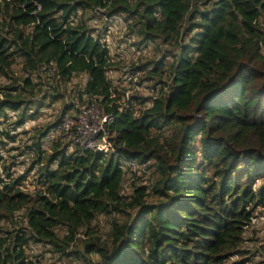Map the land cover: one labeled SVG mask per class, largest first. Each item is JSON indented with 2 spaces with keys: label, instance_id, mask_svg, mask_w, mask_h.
Segmentation results:
<instances>
[{
  "label": "trees",
  "instance_id": "trees-1",
  "mask_svg": "<svg viewBox=\"0 0 264 264\" xmlns=\"http://www.w3.org/2000/svg\"><path fill=\"white\" fill-rule=\"evenodd\" d=\"M101 8L153 54L121 111ZM64 95L113 112V152L52 132ZM2 120L0 264H264L243 249L264 210V0H0Z\"/></svg>",
  "mask_w": 264,
  "mask_h": 264
},
{
  "label": "built area",
  "instance_id": "built-area-1",
  "mask_svg": "<svg viewBox=\"0 0 264 264\" xmlns=\"http://www.w3.org/2000/svg\"><path fill=\"white\" fill-rule=\"evenodd\" d=\"M90 28L94 35L100 33L101 42L108 50L110 58L122 64L125 68V75L122 79L115 77V83L121 85L124 90L122 98L117 105V111H121L128 103L134 102L137 98L145 96L147 80L143 78L144 70L137 67L138 62L147 54L148 46L137 43L134 34H130V20L125 18L123 13H104L105 8L98 9ZM118 27L119 30L116 29ZM129 81V82H128ZM129 83V85L127 84ZM148 92V91H147ZM113 97V95H110ZM152 98H155L152 94ZM65 104L68 106L60 115L59 121L53 125L52 132H63L73 147L77 143L82 149H91L103 153L113 152L109 125L114 120L112 111L100 108L97 99L80 102L77 98H70L64 95ZM128 166L135 172L138 166L135 162L129 161Z\"/></svg>",
  "mask_w": 264,
  "mask_h": 264
},
{
  "label": "rangeland",
  "instance_id": "rangeland-1",
  "mask_svg": "<svg viewBox=\"0 0 264 264\" xmlns=\"http://www.w3.org/2000/svg\"><path fill=\"white\" fill-rule=\"evenodd\" d=\"M116 29L119 30L118 27H116ZM93 33H96V32H93ZM136 40L138 41L137 38H136ZM151 56H153V54L151 52V48L149 47V50H148L147 54L144 57H142V59H141V61H143L142 64L145 62L146 57H151ZM147 65L150 66V63L147 64ZM118 67H119L118 69L114 68V70L112 72V76L113 77H120V79H122L124 77V75H125V71H124L125 68H124V66L122 64H119ZM72 79H73L72 80L73 83L81 84L83 82V80H84V77H79L78 76V77H73ZM128 82H127V84L129 85ZM119 83L121 85H123L121 80L119 81ZM150 84H151V82H147V83L144 84V85L147 86V87H145V89H146V92H144L145 95L150 93L149 92L150 88H148V85H150ZM122 93H123V91H122ZM57 107H58L57 104H51V105H48V106H43L42 109H44V110H42V111L39 110V112L36 114L35 121H33V124L40 125V124H43V123H46V122L51 123V121H52L51 114L56 112ZM10 115H12V117H14V113L12 111H10ZM0 127H5V122L3 120H2V124L0 125ZM24 128L25 129H31L30 121H28L26 123ZM22 130H23V128L20 127V128H17L15 132L22 131ZM33 132H34V130L32 129L28 134L31 135V134H33ZM4 141H6L8 143V146L18 145L16 143L10 142L8 140H4ZM1 151L3 153H5V149H1ZM17 151H19V148L12 149L11 153H16ZM24 156H25V154H23V156H21V157H24ZM28 164H29V161H27V158H26L24 164L20 166V170H23L25 167L28 166ZM135 173L138 174V175L141 174V169L140 168L136 169ZM32 175H33V171H31L29 173V175H28L29 179H31ZM96 223L98 225H100V226L106 227V221H105V219L103 217H101L99 220H97ZM252 226H253V229H254L253 231L254 232H252V235H250V237L253 238V241H247L246 242V246H244L243 249L244 250L252 249V252L255 253V255H253V259H262L263 260V257L260 256L259 253L264 252V210L259 212V216L253 222ZM250 234H251V232H250ZM83 237L84 236H82L81 238H83ZM247 254H248V252H245V255H247ZM46 257H50L49 254H46ZM50 259L54 260V258H50ZM63 263L64 264H68L69 261L68 260H64Z\"/></svg>",
  "mask_w": 264,
  "mask_h": 264
}]
</instances>
